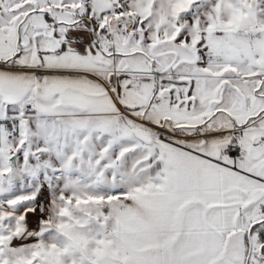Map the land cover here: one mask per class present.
<instances>
[{
	"label": "snow or ice",
	"instance_id": "6c2138e0",
	"mask_svg": "<svg viewBox=\"0 0 264 264\" xmlns=\"http://www.w3.org/2000/svg\"><path fill=\"white\" fill-rule=\"evenodd\" d=\"M0 264H264V0H0Z\"/></svg>",
	"mask_w": 264,
	"mask_h": 264
}]
</instances>
